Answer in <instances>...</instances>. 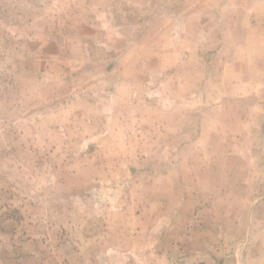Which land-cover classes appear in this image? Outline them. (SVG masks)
<instances>
[{
  "label": "rangeland",
  "instance_id": "obj_1",
  "mask_svg": "<svg viewBox=\"0 0 264 264\" xmlns=\"http://www.w3.org/2000/svg\"><path fill=\"white\" fill-rule=\"evenodd\" d=\"M0 264H264V0H0Z\"/></svg>",
  "mask_w": 264,
  "mask_h": 264
}]
</instances>
